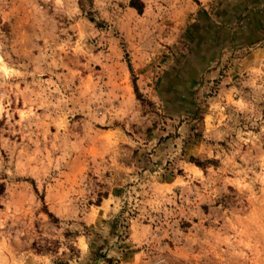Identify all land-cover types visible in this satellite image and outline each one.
I'll return each instance as SVG.
<instances>
[{"label":"rangeland","instance_id":"rangeland-1","mask_svg":"<svg viewBox=\"0 0 264 264\" xmlns=\"http://www.w3.org/2000/svg\"><path fill=\"white\" fill-rule=\"evenodd\" d=\"M0 264H264V0H0Z\"/></svg>","mask_w":264,"mask_h":264}]
</instances>
